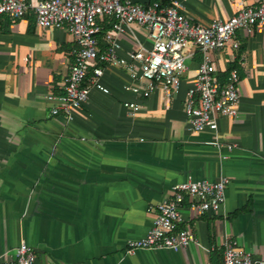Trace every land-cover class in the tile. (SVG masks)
<instances>
[{
	"label": "crops",
	"instance_id": "obj_1",
	"mask_svg": "<svg viewBox=\"0 0 264 264\" xmlns=\"http://www.w3.org/2000/svg\"><path fill=\"white\" fill-rule=\"evenodd\" d=\"M181 1L201 24L228 19L238 10L236 0ZM102 25L98 38L105 50L112 21ZM236 39L237 50L228 45L214 52L222 83L231 63L240 69L239 114L218 121L221 140L236 147L221 159L211 131L188 129L184 103L202 59L193 43L185 50L180 91L171 99L157 90L140 99L131 116L124 105L136 99L124 88L130 76L111 64L104 75L111 92L92 91L69 120L51 113L48 95L62 92L74 60L73 34L66 26H37L33 10L20 18L2 15L0 264H14L22 240L35 249V264H220L227 237L264 256V26L252 33L239 30ZM120 43L118 53L126 55L139 43L152 42L148 30L133 23ZM190 175L208 180L227 175L223 208L199 215L186 202L182 212L195 242L178 251L127 254L126 242L148 232L158 204Z\"/></svg>",
	"mask_w": 264,
	"mask_h": 264
},
{
	"label": "built area",
	"instance_id": "obj_2",
	"mask_svg": "<svg viewBox=\"0 0 264 264\" xmlns=\"http://www.w3.org/2000/svg\"><path fill=\"white\" fill-rule=\"evenodd\" d=\"M238 10L228 19H214L208 24L194 22L186 13L181 0H171L162 5L160 1L149 4L135 0H0V17L25 16L33 10L39 27L66 26L76 42L74 60L62 81L60 94L50 93L53 102L51 113L64 114L69 120L74 112L86 104L92 91L109 94L111 89L104 82L108 65L123 66L131 81L124 85L136 99L125 101L131 116L140 109L139 100L161 90L165 99H171L180 91L182 75L187 69L185 53L190 43L199 48L202 59L198 75L187 91L184 111L188 129L211 131L212 144L221 159H228L235 143L221 140L218 135L219 118L236 117L239 114V74L229 72L222 83L217 75L214 52L231 45L240 46L236 33L244 30L252 33L256 26H264V0L249 4L236 0ZM112 21L105 38L108 46L100 48L99 33L105 19ZM145 27L149 32L151 46H139L126 55H119L120 37L131 24ZM226 149V152H224ZM230 183L227 175L217 180L195 179L191 175L172 187V194L158 204L153 225L148 232L126 242V253L139 249H171L178 251L196 241L195 234L185 219L182 208L186 202L199 215L219 212L226 201V189ZM14 264H35L36 251L26 241L14 249ZM220 264H264V256L256 257L235 238L224 241Z\"/></svg>",
	"mask_w": 264,
	"mask_h": 264
},
{
	"label": "trees",
	"instance_id": "obj_3",
	"mask_svg": "<svg viewBox=\"0 0 264 264\" xmlns=\"http://www.w3.org/2000/svg\"><path fill=\"white\" fill-rule=\"evenodd\" d=\"M154 1H160L162 5H166V4H169L170 2L167 1V0H151L150 3L154 2ZM232 69H237L238 71H240L239 69V65L236 63V62H233L230 64L226 74H223V77L222 79H224L225 75H228L229 72L232 70ZM223 82V81H222Z\"/></svg>",
	"mask_w": 264,
	"mask_h": 264
}]
</instances>
